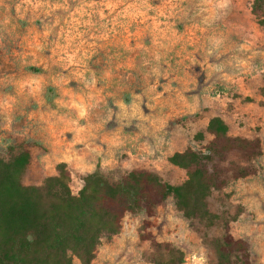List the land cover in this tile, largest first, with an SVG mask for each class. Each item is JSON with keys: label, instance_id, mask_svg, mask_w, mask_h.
Wrapping results in <instances>:
<instances>
[{"label": "rangeland", "instance_id": "rangeland-1", "mask_svg": "<svg viewBox=\"0 0 264 264\" xmlns=\"http://www.w3.org/2000/svg\"><path fill=\"white\" fill-rule=\"evenodd\" d=\"M254 3L0 0V152L30 149L28 186L58 174L61 148L74 162V194L97 168L112 178L147 170L179 185L186 173L169 158L203 149L211 137L194 136L221 116L231 135L259 137L263 155L254 176L214 192L211 208L247 241L252 264H264V26ZM97 52L105 57L94 62ZM201 232L169 199L150 216L126 214L92 264H155V243L180 250L182 264H212Z\"/></svg>", "mask_w": 264, "mask_h": 264}, {"label": "trees", "instance_id": "trees-1", "mask_svg": "<svg viewBox=\"0 0 264 264\" xmlns=\"http://www.w3.org/2000/svg\"><path fill=\"white\" fill-rule=\"evenodd\" d=\"M264 0H255L253 13L264 26ZM203 149L175 152L169 162L185 171L179 185L167 183L147 170H132L112 178L97 168L83 178L74 194L67 164L40 186L25 185L23 177L31 153L21 144L0 152V264H92L105 238L122 231L126 214L152 215L156 208L173 199L186 219L196 222L212 250V264H252L249 245L229 232V219L211 208L214 192L231 182L257 173L262 157L259 137L233 136L225 120L212 117L205 131L194 139ZM220 228V236L205 232ZM155 264H182L183 253L168 244L155 243ZM167 255L168 257H165Z\"/></svg>", "mask_w": 264, "mask_h": 264}, {"label": "crops", "instance_id": "crops-1", "mask_svg": "<svg viewBox=\"0 0 264 264\" xmlns=\"http://www.w3.org/2000/svg\"><path fill=\"white\" fill-rule=\"evenodd\" d=\"M145 32V31H144ZM148 33H149V31H148ZM149 35V34H148ZM150 36V35H149ZM162 50H164V48H161L160 49V51H162ZM153 55L152 56H154V57H156L157 55H156V53L154 52V53H152ZM102 61H104V59L103 58H101V60H99V62L98 63H100V62H102ZM95 62V61H94ZM137 94H140V93H142V92H136ZM49 100H51V99H49ZM164 103H166L168 106V108H170L171 107V99L170 100H164ZM221 117V116H220ZM211 119V118H210ZM209 119V120H210ZM226 122V121H225ZM242 137V136H241ZM28 150H30V149H28ZM30 153H31V163H32V160H33V158H34V156H33V154H32V152L30 151ZM54 155H55V157H57V158H60L61 159V161H60V164L61 163H65V164H67V167H68V164H74V162H72V159H71V155L70 154H68L67 153V151L66 150H64V148L62 149H59V150H57L56 149V151L54 152ZM30 163V164H31ZM95 171V170H94Z\"/></svg>", "mask_w": 264, "mask_h": 264}, {"label": "built area", "instance_id": "built-area-1", "mask_svg": "<svg viewBox=\"0 0 264 264\" xmlns=\"http://www.w3.org/2000/svg\"><path fill=\"white\" fill-rule=\"evenodd\" d=\"M93 58L91 59L92 61L96 60L97 57H105L101 52H97L95 55L92 56Z\"/></svg>", "mask_w": 264, "mask_h": 264}]
</instances>
